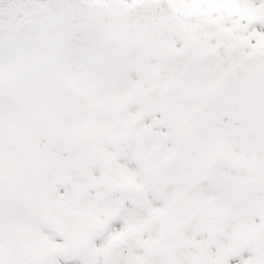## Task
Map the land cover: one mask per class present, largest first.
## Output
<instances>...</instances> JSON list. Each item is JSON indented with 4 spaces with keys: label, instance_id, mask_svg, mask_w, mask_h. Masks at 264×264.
<instances>
[{
    "label": "snow or ice",
    "instance_id": "6c2138e0",
    "mask_svg": "<svg viewBox=\"0 0 264 264\" xmlns=\"http://www.w3.org/2000/svg\"><path fill=\"white\" fill-rule=\"evenodd\" d=\"M0 264H264V0H0Z\"/></svg>",
    "mask_w": 264,
    "mask_h": 264
}]
</instances>
